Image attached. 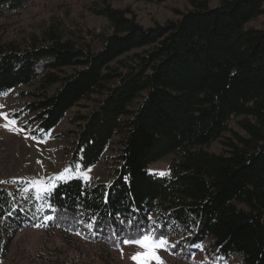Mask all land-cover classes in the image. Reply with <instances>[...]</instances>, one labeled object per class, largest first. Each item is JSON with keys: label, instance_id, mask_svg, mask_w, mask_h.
<instances>
[{"label": "trees", "instance_id": "obj_1", "mask_svg": "<svg viewBox=\"0 0 264 264\" xmlns=\"http://www.w3.org/2000/svg\"><path fill=\"white\" fill-rule=\"evenodd\" d=\"M37 1L0 0V19ZM183 1L177 17L150 27L111 0L87 1L106 20L101 28L66 13L20 41L0 25V94L28 99L17 119L51 131L86 108L72 120L69 164L104 160L110 174L60 182L41 198L0 182V264L28 228L118 249L125 216L132 227L157 221L148 234L165 231L171 251L188 259L204 246L223 260L264 264V0ZM216 142L221 152L205 148ZM171 154L167 175L148 172Z\"/></svg>", "mask_w": 264, "mask_h": 264}, {"label": "rangeland", "instance_id": "obj_2", "mask_svg": "<svg viewBox=\"0 0 264 264\" xmlns=\"http://www.w3.org/2000/svg\"><path fill=\"white\" fill-rule=\"evenodd\" d=\"M87 1L38 0L18 15L1 18V29L6 37L22 41L29 32L39 33L44 20L66 13L79 24H87L92 28L106 26V20L89 11ZM111 1L116 7L131 6L138 21L145 27L174 19L177 17L176 10L184 11L186 7L183 0ZM210 1L214 5L219 4V0ZM35 89L36 86L23 87L18 91L34 92ZM16 93L0 94V113L9 115V121L0 116V182L11 188L21 186L23 193L33 191L37 198H41L60 182L75 178L90 183L109 181L110 174L104 160L87 168L80 161L74 165L69 164L74 142L72 131L76 130L72 120L79 111L85 113L86 108H74L61 125L51 131H41L37 126H26L25 119H17L16 124L10 122L13 114L28 101L17 99ZM231 128L240 132L236 122L232 123ZM205 148L219 153L223 146L216 142ZM116 149L117 146L112 145L107 156L114 155ZM173 158L171 154L151 164L148 172L158 176L167 175ZM168 243L171 244V241L168 240ZM153 251L159 260L153 258ZM133 256L139 258L134 260ZM107 261L114 264H240L234 259L223 260L211 255L210 250L204 246L193 251L192 257L188 259L180 251L173 253L167 248L153 249L151 242L143 248L130 243L111 249L107 244L91 243L78 235L60 234L56 230L49 233L39 227L17 233L9 255L2 264H106Z\"/></svg>", "mask_w": 264, "mask_h": 264}, {"label": "snow or ice", "instance_id": "obj_3", "mask_svg": "<svg viewBox=\"0 0 264 264\" xmlns=\"http://www.w3.org/2000/svg\"><path fill=\"white\" fill-rule=\"evenodd\" d=\"M0 116H3L5 121H9V115L7 113H0ZM17 118L15 114H13V118L11 119L12 124H16ZM7 127V124H5ZM23 130V129H22ZM107 201L105 200V203ZM50 212L56 211V206L52 205L49 209ZM135 216V213L132 214ZM47 219H59L58 217L48 216ZM47 219L45 222H47ZM147 220H151V217H147ZM66 222H72V218H68ZM88 228H93V222L91 220L85 221ZM120 227L117 230V234L123 237L122 241H116V243H123L125 245L130 243H135L140 247H146L149 242H151L153 249L158 248H167L171 250V248L176 247L175 244H169L167 240L168 233L163 230H160L158 235L153 238L148 233L155 231L158 228V222L152 221L151 225L141 224L139 221L136 222L135 226L133 225V220L127 216L123 217L119 222ZM80 234V233H78ZM138 256H133V259H138ZM153 258L159 260V257H156L153 251Z\"/></svg>", "mask_w": 264, "mask_h": 264}]
</instances>
